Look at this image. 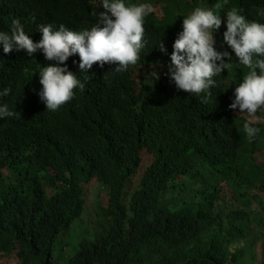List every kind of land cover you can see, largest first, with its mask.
<instances>
[{"label":"trees","instance_id":"trees-1","mask_svg":"<svg viewBox=\"0 0 264 264\" xmlns=\"http://www.w3.org/2000/svg\"><path fill=\"white\" fill-rule=\"evenodd\" d=\"M149 2L137 63L111 72L94 62L82 72L70 56L64 63L85 87L55 111L37 96L36 73L54 62L0 47V89L10 88L0 102L17 112L0 119V259L57 264L55 245L82 218L85 188L95 182L97 199H107L98 204L100 226L66 264H264V123L255 138L244 137L243 116L227 107L224 71L206 100L166 75L181 16L216 0ZM231 7L264 23V0H227L221 15ZM98 11L100 0H0V30L13 17L24 27L79 30ZM243 71L232 75L238 81Z\"/></svg>","mask_w":264,"mask_h":264},{"label":"clouds","instance_id":"clouds-1","mask_svg":"<svg viewBox=\"0 0 264 264\" xmlns=\"http://www.w3.org/2000/svg\"><path fill=\"white\" fill-rule=\"evenodd\" d=\"M226 3L227 0H216L211 6H196L181 16V29L175 35L170 57L166 58V75L177 90L204 93L202 100H206L210 88L218 84L214 77L226 72L224 77L231 81L226 89L232 86L227 107L237 116L245 117L241 127L245 136L252 139L260 132L257 125L264 123L261 115L264 113V23L246 19L236 7L224 10L222 16L219 10ZM100 9L103 11L94 13V22L79 30L62 23L55 26L30 22L24 27L18 17L11 18L7 30H0V47L4 53L25 50L32 57L39 51L45 60L54 62L39 65L36 71L41 86L37 96L46 111L57 110L73 97L74 89L85 87L64 63L70 56L78 55L77 67L82 72L94 62L98 67L112 65L111 72H122L140 58L145 46V17L154 12L153 4L149 0H100ZM222 23L224 30L220 29ZM27 33L31 37L39 33V38L34 42ZM159 47L161 52L165 51L162 43ZM241 67L245 71L237 81L232 73ZM149 75L152 80L159 78L155 71ZM9 92V87L0 89V98ZM15 115L17 112L7 102H0V119Z\"/></svg>","mask_w":264,"mask_h":264},{"label":"rangeland","instance_id":"rangeland-1","mask_svg":"<svg viewBox=\"0 0 264 264\" xmlns=\"http://www.w3.org/2000/svg\"><path fill=\"white\" fill-rule=\"evenodd\" d=\"M259 161L264 162V155L259 157ZM185 184L188 183L187 180L184 181ZM87 193V203L85 206V212L82 218L70 228L68 232L65 233L63 240H58L55 245L54 251V262L57 264H66L68 259L72 257L75 253L76 248L85 238H89L92 232L99 228L101 222V213L98 209L99 201L104 204L106 203V198L95 196L99 192L98 185L95 182H91L86 188ZM132 188H128V192L131 193ZM167 200H170V194L167 196ZM170 202V201H169ZM235 208L239 207V203H235ZM223 210L227 213L230 207H224ZM226 219V216H225ZM263 247L262 243H259L258 248L255 252ZM0 264H18L14 260H7L6 258L0 259Z\"/></svg>","mask_w":264,"mask_h":264},{"label":"bare ground","instance_id":"bare-ground-1","mask_svg":"<svg viewBox=\"0 0 264 264\" xmlns=\"http://www.w3.org/2000/svg\"><path fill=\"white\" fill-rule=\"evenodd\" d=\"M239 78H240V76H239ZM239 78H238V79H239ZM222 85H223V84H222ZM225 87H226V85H225ZM228 89H229V88H228ZM230 93H231V92H230ZM231 94H232V93H231ZM209 98H210V97H209ZM234 113H235V112H234ZM234 113H233V115H234ZM236 117H237V115H236ZM236 117H235V118H236ZM243 118H244V117H242V120H243ZM244 119H245V118H244ZM200 121H201V120H200ZM240 121H241V120H240ZM208 123H209V122H208ZM204 124H205V123H204ZM217 126H218V125H217ZM230 127H231V126H230ZM204 128H205V127H204ZM237 128H238V127H237ZM211 130H212V129H211ZM227 131H228V130H227ZM238 132H239V131H238ZM210 133H211V132H210ZM223 133H224V132H223ZM225 134H226V133H225ZM225 136H226V135H225ZM242 136H243V134H242ZM223 137H224V135H223ZM244 137H245V135H244ZM197 138H198V137H197ZM216 139H217V138H216ZM218 139H219V138H218ZM220 139L222 140V138H220ZM228 139H229V138H228ZM239 139H242V138H241V135H240ZM246 139H247V138H246ZM201 140H202V139H201ZM236 140H238V139H236ZM229 141H230V140H229ZM238 141H240V140H238ZM241 141H243V139H242ZM220 142H221V141H220ZM232 142H233V141H232ZM234 142H235V141H234ZM200 143H201V142H200ZM200 143H199V144H200ZM239 143H240V142H239ZM239 143H238V144H239ZM216 145H217V144H216ZM242 145H243V144H242ZM212 146H213V145H212ZM219 146H220V144H219ZM221 146H222V145H221ZM257 146H258V148H259V145H257ZM260 146H261V145H260ZM243 147H244V146H243ZM243 147H242V148H243ZM237 148L239 149L240 147L238 146ZM245 148H246V147H245ZM258 148H257V149H258ZM199 149H200V148H199ZM229 149H230V148H229ZM233 149H234V148H233ZM235 149H236V148H235ZM250 150H252V149H250ZM201 152H202V151H201ZM237 153H238V151H237ZM196 154H197V153H196ZM239 154H240V152H239ZM243 155H244V154H243ZM259 155H260V154H259ZM196 156H197V155H196ZM202 158H203V157H202ZM202 158H201V159H202ZM226 158H227V157H226ZM224 160H225V159H224ZM227 160H228V159H227ZM231 160H232V158H231ZM243 160H244V159H243ZM244 161H245V160H244ZM229 162H230V161H229ZM236 163H237V161H236ZM203 167H204V166H203ZM235 167H236V166H235ZM204 168H205V167H204ZM213 174H214V173H213ZM217 174H218V173H217ZM222 174H223V173H222ZM201 175H202V174H201ZM198 176H199V175H198ZM212 176H213V175H212ZM204 177H205V176H204ZM220 178H221V177H220ZM221 182H222V181H221ZM216 186H217V185H216ZM222 202H223V201H222ZM212 203H213V202H212ZM228 203H229V202H228ZM207 204H208V203H207ZM231 205H232V204H231ZM224 207H225V206H224ZM219 209H220V208H219ZM213 214H214V213H213ZM203 219H204V218H203ZM231 221H232V219H231ZM246 257H247V256H246ZM262 259H263V256H262ZM260 260H261V259H260Z\"/></svg>","mask_w":264,"mask_h":264}]
</instances>
